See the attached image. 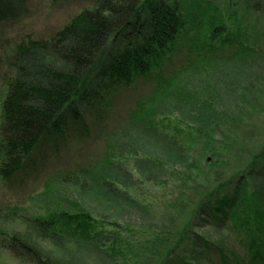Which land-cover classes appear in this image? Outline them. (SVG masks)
<instances>
[{"label":"trees","instance_id":"1","mask_svg":"<svg viewBox=\"0 0 264 264\" xmlns=\"http://www.w3.org/2000/svg\"><path fill=\"white\" fill-rule=\"evenodd\" d=\"M183 2L95 0L94 7L80 12L55 35L31 38L15 48L11 58L12 76L3 100L4 122L0 139V177L3 179H11L20 171L34 167L41 151L49 144L60 151L66 135L88 137L91 128L87 116L93 99L108 98L141 78L151 77L154 83L149 94L128 110L124 117L127 126L140 128L142 133H150L152 137L161 136L160 106L169 102L188 108V112L205 122L186 133L193 143L181 145V152H178L186 161L187 177L184 180L190 185L191 193L172 203L171 207L176 210L170 229L157 233L153 239L144 238L132 243L114 238L112 243L103 246V231L96 230V220L89 211L82 207L74 211L60 209L57 205L44 215L24 217L31 236H17L16 239L34 254L36 261L33 264H77L73 254L79 246L102 252L110 258V264H127L131 256L135 260L158 250L155 262L140 263L194 264L182 252L192 234L193 221L201 216L227 225L229 230L247 232L249 263L264 264V145L255 147L249 158L243 159L244 156L243 160L240 158L234 163L232 157L242 153L237 151L232 156L228 147L222 151L217 145L222 143L218 133L223 140L225 137L228 140L246 137L240 134L237 126L244 123L249 100H245V105L237 104L236 114L230 116L226 109H231L232 105L220 98L224 91L216 89L217 82L216 87H211L207 81H199L200 84L193 86L184 81L187 75L205 65L227 61L230 55L222 48L233 41L231 35L223 37L225 27L212 11L202 6L194 11L197 4L188 10ZM27 4L28 0H0V23L27 13ZM247 5L264 14V0H251ZM179 38H185L188 48L184 55L181 53L184 56L181 62L175 45ZM254 50L249 45L238 44L232 54L238 60ZM214 90L216 95H213ZM251 101L253 104H249L253 109L264 104L255 97ZM253 114L249 115L255 120L257 113ZM115 156L112 143L107 142L103 156L94 164L65 168L53 174L46 183L47 193L53 183L59 182L74 184L85 193L94 185L105 190L104 184L116 179L110 176ZM203 158L210 169L201 171L199 166L195 173L194 167ZM84 178L94 184L88 187ZM251 178L258 179V188L255 183L251 186ZM238 183L245 186L241 194L232 198L223 193ZM124 196L127 203L138 202L128 193ZM2 212L20 217L17 206L0 209V214ZM32 234L49 240L50 246L39 245ZM199 243L217 249L222 261L227 262L229 256L224 248L211 241ZM204 251L206 255L207 250ZM18 256L21 264L30 262L22 255Z\"/></svg>","mask_w":264,"mask_h":264},{"label":"rangeland","instance_id":"2","mask_svg":"<svg viewBox=\"0 0 264 264\" xmlns=\"http://www.w3.org/2000/svg\"><path fill=\"white\" fill-rule=\"evenodd\" d=\"M183 1L188 10L197 4V7H193L194 11H197L199 6L212 11L221 26L225 27L223 37L231 35L233 42L224 44L222 48V51L225 50V53L230 55L227 61L205 65L194 74L187 75L184 81H189L190 86L200 84L199 81H207L206 84L211 87H216L218 83L216 89L224 91L220 98L232 105L231 109H226L230 116L236 114L237 104L245 105V100H249L246 104L244 123L237 126L242 132L240 134L246 137L242 140H228L225 137L223 140L221 133L217 135L222 141L217 144L222 151H226L228 147L233 153L232 156L237 151L242 153L237 155L239 159L236 155L232 157L233 163L244 156L243 159L249 158L255 147L264 145V104L258 109L251 106V99L254 97L264 102V14L256 11L252 5H247L251 0ZM94 6L95 0H28L27 13L15 20L0 23V139L4 122L3 100L8 92V82L12 76L11 58L17 45L31 38H48L55 35L80 12ZM184 39L179 38L175 44L180 53V62L184 51H188ZM238 44L249 45L255 50L249 56L235 60L232 53L234 49H238ZM137 81L130 87L112 93L108 98L93 99L87 116L91 128L88 137L66 135L61 142L60 151L57 152L53 144H49L41 151L34 167L20 171L11 179L0 177V209L13 206L20 208L18 218L8 215L7 212L0 214V264H21L18 255H22L26 261L29 260L30 264L35 263L34 254L22 247L16 237L30 234L24 217L44 215L57 205L60 209L74 211L82 207L89 211L96 220V230L103 231V246L112 243L114 238L132 243L144 238L153 239L157 233L171 228L174 222L173 212L176 210L171 207L172 203L191 193L190 185L184 180L187 177L186 161L178 152H181V145L193 143L186 133L204 125L205 122L196 114L188 112V108L169 102L160 106L162 112L159 118L163 125L159 127L161 136L152 137L150 133H142L140 128L127 126L124 117L128 110L139 99L149 94L154 83L151 77ZM213 93L216 95L217 92L214 90ZM250 113H257L255 120L251 119L253 116L249 115ZM181 131L184 133L180 134ZM245 132L248 135H245ZM107 142L112 143L113 152L116 154L113 171L110 169L113 173L110 176L116 179H110L112 181L104 184L105 190L97 189L94 185L90 192L85 193L74 184L59 182L53 183L47 193L46 183L54 177L53 174L65 168L73 169L94 164L103 156ZM211 157L210 154L209 161ZM206 162L204 158L200 160L199 165L194 167L195 173L199 166L201 171L210 169ZM101 170H104L103 167ZM99 173L103 175L102 171ZM84 179L89 187L92 180ZM250 183L251 186L255 183L258 188V179L251 178ZM244 188L242 183L233 184L223 193L233 198L241 194ZM127 193L142 205L138 202L127 203V199L124 200V194ZM191 232L182 254L194 264H251L248 234L244 230H229L227 225L218 224L208 216H201L193 221ZM32 235L36 237L39 245L50 246L49 240ZM203 240L224 248L229 256L227 262L222 261L217 249L199 243ZM204 249L208 255L204 254ZM158 251L143 254L135 260L131 256L127 264L155 262ZM74 252L73 258L77 264L111 263L110 258L102 252L83 246H79V250Z\"/></svg>","mask_w":264,"mask_h":264}]
</instances>
